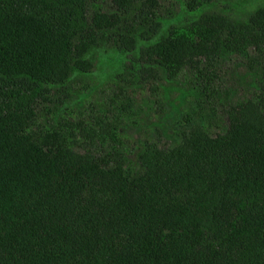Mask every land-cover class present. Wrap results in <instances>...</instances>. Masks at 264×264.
I'll return each mask as SVG.
<instances>
[{
  "label": "trees",
  "instance_id": "16d2710c",
  "mask_svg": "<svg viewBox=\"0 0 264 264\" xmlns=\"http://www.w3.org/2000/svg\"><path fill=\"white\" fill-rule=\"evenodd\" d=\"M0 264H264V0H0Z\"/></svg>",
  "mask_w": 264,
  "mask_h": 264
},
{
  "label": "rangeland",
  "instance_id": "374dc122",
  "mask_svg": "<svg viewBox=\"0 0 264 264\" xmlns=\"http://www.w3.org/2000/svg\"><path fill=\"white\" fill-rule=\"evenodd\" d=\"M116 60H117V57L114 54L110 55V57L107 58V60H104L100 64L97 74L102 77V72L104 70H106V72L108 74L110 72L109 67ZM122 75H125V74H122ZM109 77H114V76L109 75ZM80 85H78V87H80ZM83 86H84L83 89H86V91H85L86 94L89 92L90 89L92 90L91 84L87 83V84H83ZM114 92L115 91L112 88L110 83L103 85L99 89H94V91L91 92V94L89 95V98L85 99V101H84L85 106L88 103L91 104L92 109L95 107L103 108V106H106V107L111 106L112 101L115 100L114 99ZM141 96H142V98H140V104L138 106L136 105V109H139V115L133 116L134 121L135 122L139 121L140 123H142L145 119L147 121L156 120L157 114L159 115V113L164 111L166 108V105H165L166 102L164 101L163 97L160 95V93H156V94H153L151 96H148L146 92L145 93L142 92ZM149 102H152V103H149ZM73 122H74V120H73ZM174 128H178V126L174 125ZM174 128H172V129H174ZM169 135H173V134L169 133ZM150 136L160 137V135L156 132H152V133L150 132Z\"/></svg>",
  "mask_w": 264,
  "mask_h": 264
}]
</instances>
